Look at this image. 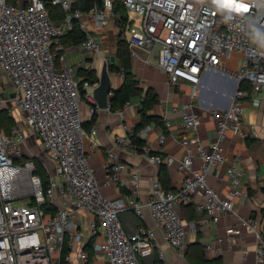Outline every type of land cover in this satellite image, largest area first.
Returning a JSON list of instances; mask_svg holds the SVG:
<instances>
[{"label": "built area", "instance_id": "2783aa9c", "mask_svg": "<svg viewBox=\"0 0 264 264\" xmlns=\"http://www.w3.org/2000/svg\"><path fill=\"white\" fill-rule=\"evenodd\" d=\"M78 1L0 0V114L7 110L15 121L9 133L0 125V264H73L74 253L79 264H99L101 255L107 258L102 264H144V259L155 252L164 257L159 232L168 245L184 252L189 237L179 207L197 193L203 198L198 210L215 223L232 213L255 234L256 257L264 264L260 222L256 217L239 215L233 201L237 196H250L242 189L244 171L235 163L227 167L231 181L227 197L208 180L213 169L229 162L225 147L228 133L259 136L256 128L251 127L250 132L244 128L240 99L250 95L257 106L263 99L264 0H94L88 9L74 8ZM50 3L65 11L63 21L52 19ZM118 5L129 13L124 39L131 57L138 58L144 51V60L151 63L155 59L173 85L187 81L198 87L207 71L239 53L242 64L234 77L252 87L251 94L239 88L228 108L212 110L217 128L216 138L209 146L198 135L201 116L195 103L171 108L181 115L182 126L191 132L180 139L185 155L177 158L151 154L147 146L144 151L150 163L176 164L189 174L176 191L165 189L154 178L147 202L136 197L142 177L140 167L129 171L132 193L127 201L110 199L102 193L86 149L82 114L83 101L90 103V118L98 109L94 89L100 80L77 76L68 59L71 49L83 51L92 60L85 68H94L104 50L101 31L113 19H120ZM131 11L142 15L140 23L131 18ZM74 19L85 38L66 47L62 38L72 30ZM4 76L12 88L4 83ZM129 105L130 101L125 107ZM168 111L166 107L165 114ZM165 114L163 122L169 131L172 123ZM149 129L147 125L138 135L145 139ZM91 133H97L96 124ZM172 136L178 138L176 134ZM166 137L164 132L160 135L161 144ZM32 138L44 151L48 187L36 172L35 156L25 149ZM129 143L137 150L131 138ZM198 158L200 167L196 168ZM107 168L108 178L114 182L126 169L114 151H110ZM22 198L27 202H15ZM146 207L154 226H142L136 234L129 235L121 214L131 210L144 220ZM240 232L238 225L228 229L230 235ZM65 242L70 252L63 257Z\"/></svg>", "mask_w": 264, "mask_h": 264}, {"label": "crops", "instance_id": "0c3cea01", "mask_svg": "<svg viewBox=\"0 0 264 264\" xmlns=\"http://www.w3.org/2000/svg\"><path fill=\"white\" fill-rule=\"evenodd\" d=\"M72 54L80 58L79 64L72 66L75 67L77 76L82 77L80 69L88 67L92 60L86 53L77 49L68 51V59ZM145 57L144 51H140L138 58L131 57L132 71L139 81L138 86L142 90V95L133 96L130 100L131 105L124 107L122 112L98 108L95 123L97 133L92 134V128L85 129L87 132L86 149L91 166L95 169L102 193L110 199L128 200L132 193L129 171L133 167H140L142 170L141 183L136 196L138 201L147 202L149 200L152 182L154 178L159 179L161 166L150 163L144 150H135L129 143L131 132L141 123L140 109L146 92L148 90L155 91L160 99V102L154 104L148 114L164 117L167 107L169 111L165 115L170 117L172 123L166 134V140L162 144L159 138L164 132L163 128L154 123L149 124L150 129L145 138L147 148L160 151L164 156L171 155L182 158L186 149L180 139L189 136L191 132L182 126L181 115L173 113L171 108L175 105L181 107L193 101L201 116L198 135L202 143L209 146L216 138L217 128L212 110L228 108L232 103V100L227 104L218 100L219 93L217 92L227 93V89L235 87L236 78L234 75L240 71L242 64V56L235 53L223 65L207 71L202 77L201 84L195 87L187 81L173 85L167 75L158 67L155 59H152L151 63H147L144 60ZM99 63L98 60L94 64V68L100 74ZM87 69V71H91V68ZM110 74L112 86L120 88L123 76L117 72H110ZM248 96V98L240 99L244 107V128L249 132L251 127L256 128L259 136L242 137L232 132L228 133L225 147L229 162L213 169L208 180L216 191L227 197L231 188L227 167L231 163L240 167L244 171L242 189L247 190L250 196L249 198L234 197L235 209L243 217H256L264 234V96L261 93L263 99L261 105L258 106L254 105L251 96ZM89 108L90 103L83 101L82 114L85 124L91 120L88 115ZM172 134H176L178 138H174ZM110 151H114L126 167L120 175V180L115 182L108 178L107 163ZM195 167H200L199 158L195 160ZM168 172L169 186L173 191L181 186L189 174L188 171L180 170L176 164L168 166ZM202 202L203 198L197 193L193 195L191 201L179 207L188 230L189 243L200 240L204 244L206 257L208 259L221 258L223 264H263L258 262L256 257L257 239L255 234L232 213L224 215L215 223L209 215L198 210V206ZM121 220L129 235L136 234L142 226H154L155 224L148 207H146L144 220L131 210L124 211L121 214ZM235 225L240 227L241 232L230 235L228 229ZM158 242L159 247L164 251V257H159L155 252L154 255L144 259V264H155L157 261L163 264H192L184 252L171 247L164 241L162 232L158 234ZM208 245L211 248H207ZM98 259L105 263L107 258L105 255H101ZM72 261L73 264H79L76 253L73 254Z\"/></svg>", "mask_w": 264, "mask_h": 264}, {"label": "trees", "instance_id": "16d2710c", "mask_svg": "<svg viewBox=\"0 0 264 264\" xmlns=\"http://www.w3.org/2000/svg\"><path fill=\"white\" fill-rule=\"evenodd\" d=\"M93 4H94V0H80L78 1V3L74 5V8L88 9ZM48 9L52 19L57 23L63 21V19L66 16L65 11L60 6L52 5L50 3L48 4ZM116 11L120 14V19L118 20H120L123 25L122 36H123V41L125 43V47L123 48L120 47L119 54L116 55V59L120 60V62L116 63L115 61V63L110 66V71L123 74V83L118 90L114 91L113 100L111 101L110 104V109L114 112L122 110L125 107L126 103L129 102L133 96L142 95V93H139L140 91H142L138 86L139 81L136 75L134 74V72L132 71L133 67H132V59L130 55L129 46L127 40L124 39L125 29L128 25L129 13L128 10L122 5L116 6ZM84 38H85V33L80 30L78 20L74 19L73 28L70 32H68L63 36L62 43L66 47H70L82 42ZM90 73L91 71H87L86 69H80V75H83L82 76L83 78L92 81L93 79L89 76ZM240 89L248 91L249 94H251L252 91V87L249 82H247V84H243L240 87ZM248 97L249 96H245V98ZM159 102L160 99L155 91L148 90L146 92L144 99L142 101V107L140 109L141 123L138 124L131 132L132 144L136 146L137 150L139 151L145 149V147L147 146V142L145 139H142L138 135V132L147 125L154 123L158 126H161L165 134L168 133V129L164 125L162 116L148 114V111L152 108V106L154 104H158ZM97 112L98 109H96V112L94 113L91 120L87 124L84 123V129L89 130L96 123L97 114H98ZM14 124L15 121L13 120L12 117H10L8 111L7 110L2 111V113L0 114V125L2 126V128L7 133H9ZM150 153L163 155L162 152L154 151V150H151ZM160 166L161 169H160L159 179L162 182L165 189L172 190L171 187L169 186L170 177L168 172V166L165 164H162ZM38 167L39 170L38 172L37 171L36 172L42 176L44 180V185L48 187V181H49L48 173L44 169L43 164L41 165L38 164ZM184 204L186 203H183L182 205ZM51 209L53 212L56 211L55 207H52ZM69 252L70 249L67 246V243L65 242L62 248L63 257H65ZM184 254L192 264H223L221 258L208 259L206 257L204 244L200 240L196 242L188 243L186 249L184 250ZM63 264H69V263L64 261ZM155 264H163V263L157 261Z\"/></svg>", "mask_w": 264, "mask_h": 264}, {"label": "rangeland", "instance_id": "374dc122", "mask_svg": "<svg viewBox=\"0 0 264 264\" xmlns=\"http://www.w3.org/2000/svg\"><path fill=\"white\" fill-rule=\"evenodd\" d=\"M130 15H131V18L136 21V23L141 22L142 15L139 14L137 11H131ZM122 29H123V25H122L121 21L118 19L117 20L113 19L111 25L108 28L101 31L102 36H103V40H104V50L99 55V57H97L99 62H100L99 63L100 68H102L103 62L105 60H108L110 62L111 56L114 55L116 57V55L119 54L120 47L121 48L125 47V43L123 41V36H122ZM81 55H85V54H81ZM69 61H70L71 65L77 66L80 62V58H77V57H75V54H72V55H70ZM117 62L119 63L120 60L116 59V63ZM110 72H112V71H110ZM118 74L122 75L121 73H118ZM89 76L94 81H96L97 78L100 79V74H99L98 70L95 68L91 69V73ZM3 81L6 85H8L9 82H8L7 77L4 76ZM243 84H247V82L246 81L241 82L240 80L236 79V82L234 84L235 87H231V88L227 89V91H226L227 93H223V91L217 92V93H219L218 100L223 101L224 104H227L230 100H232L231 102H233L235 97L237 96L238 89ZM9 88H12V87L9 86ZM139 93H142V91H140ZM262 95L264 96L263 93H262ZM25 149H26V151L31 152L35 156L34 161L36 162V165H37L36 171L38 172V170H39L38 164H40V165L43 164L44 151L42 150L39 143L33 138L30 139V141L28 142V146ZM22 187H23L24 191L27 190L26 183H23ZM15 202L22 204V203H26L27 200L25 198H22V199H17ZM99 264H102V262H99Z\"/></svg>", "mask_w": 264, "mask_h": 264}, {"label": "water", "instance_id": "95a60500", "mask_svg": "<svg viewBox=\"0 0 264 264\" xmlns=\"http://www.w3.org/2000/svg\"><path fill=\"white\" fill-rule=\"evenodd\" d=\"M116 57L111 56V61L105 60L100 70L99 85L94 89V98L99 109H109L113 100L111 92L118 90L112 86V78L110 74V66L114 64Z\"/></svg>", "mask_w": 264, "mask_h": 264}]
</instances>
